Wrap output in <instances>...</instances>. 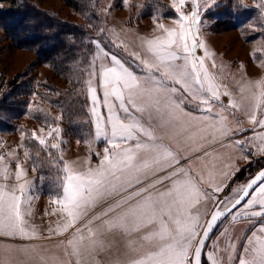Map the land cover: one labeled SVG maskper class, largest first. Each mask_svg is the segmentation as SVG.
<instances>
[{
	"label": "snow or ice",
	"instance_id": "snow-or-ice-1",
	"mask_svg": "<svg viewBox=\"0 0 264 264\" xmlns=\"http://www.w3.org/2000/svg\"><path fill=\"white\" fill-rule=\"evenodd\" d=\"M122 3L131 9L129 0ZM255 6L264 19V2ZM219 7L220 0H171L175 17L153 15L139 51L109 29L131 63L91 41L97 51L85 85L93 131L83 141L89 156L65 159L58 125L45 122L39 135L31 133L56 169L48 196L54 226L41 230L32 222L39 195L26 165L35 173L38 164L26 134L23 163L17 149L0 153V264H202L206 249L208 264H264V169L219 195L240 171L237 160L264 156V78L237 81L231 91L204 39L206 14ZM257 52L264 56V47L253 50L254 60ZM237 113L251 135L243 136L248 129ZM225 218L229 225L208 245ZM237 224L246 225L238 234Z\"/></svg>",
	"mask_w": 264,
	"mask_h": 264
},
{
	"label": "rangeland",
	"instance_id": "rangeland-1",
	"mask_svg": "<svg viewBox=\"0 0 264 264\" xmlns=\"http://www.w3.org/2000/svg\"><path fill=\"white\" fill-rule=\"evenodd\" d=\"M14 1V5L0 2V13L4 10L13 11L10 15H0V145H3L0 153L17 149L16 155L23 163L24 150L19 148L20 135L22 132L26 134L25 143L38 164L35 173L31 163L26 165L27 178L34 180L36 194L39 195V199L35 200L37 218L43 221L45 212H48V226L50 223L54 226L56 216L51 215L52 206L48 196L56 179V169L52 167L48 153L36 141L31 140V133L35 131L39 135L40 128H46L45 122L58 125L62 130L61 139L66 142L62 144L65 159L83 161L88 157V147L83 141L89 138L93 129L85 80L88 79L90 63L97 51L91 41H102L106 50L115 52L131 63L132 57L111 42L113 36L108 30L114 29L119 38L129 45V51H139L138 37H147L153 31L152 16L162 13L165 17H175V11L171 9V0H129L130 10L123 5L122 0H86L82 12L63 0ZM261 2L264 0H243V3H238L237 0H220L221 7L215 11L209 10L206 14L209 26L204 29V39L209 50L215 53L216 71H219L221 65L224 66L221 83L226 84L233 92L236 91L237 81L264 78V64L258 63L264 56L259 52L256 53L255 60L252 56L254 49L264 47V19L260 16V9L255 6ZM28 8L60 26L66 23L83 29L84 49L80 50L74 60L71 59L67 65H60L58 58L46 59L35 48L19 46L16 41L11 40L12 36L5 29L10 28V20L21 15L18 17L21 19L20 25L40 24L42 28L39 32L47 40L45 47L52 44L53 39L48 38V23L43 25L40 19H32L26 15ZM161 22L172 26L169 19ZM249 25L261 30L253 31ZM101 28L105 29L103 33L100 32ZM55 30L51 33L58 38ZM11 31L13 32V28ZM17 36L24 37L19 33ZM236 99L239 100V95ZM222 100L227 104V97H222ZM30 105L33 109H43V113L30 111ZM57 117L61 119L57 120ZM237 118L240 120L245 117L242 113H237ZM77 140L81 143L78 144ZM104 146L103 141L96 145V150L101 155ZM53 155L58 157V152L53 150ZM91 157L93 163L98 162L95 151L91 153ZM252 158L262 159L250 161L246 179L231 185L228 195H231L233 187L245 184L264 167L259 168L264 164V156L256 155ZM12 171H15L14 163ZM41 176L44 177L43 182L40 180Z\"/></svg>",
	"mask_w": 264,
	"mask_h": 264
},
{
	"label": "trees",
	"instance_id": "trees-1",
	"mask_svg": "<svg viewBox=\"0 0 264 264\" xmlns=\"http://www.w3.org/2000/svg\"><path fill=\"white\" fill-rule=\"evenodd\" d=\"M63 1L67 5L75 8L76 10L78 9L81 12L86 4V0H63ZM0 2L12 4V5L15 4L14 0H0ZM25 12L26 15L30 16L32 19H36V20L40 19L43 25L45 23H48V38L53 39V42L51 45H48V47L46 48L45 44L47 43V40L45 37L43 38V34L39 32L42 26L40 24L20 25L19 23L21 19L20 18L18 19V17L21 15H19L17 16V18L15 17L13 20H10L11 21L10 28L5 29L12 36L11 40L16 41L19 46L35 48L39 52V55L41 57L46 56V59H48L49 57H55L56 59L58 58V62L60 63V65L62 64L67 65V63L71 59L74 60L76 56L79 55L80 50L84 49V31L80 26L74 27L66 23L60 26L56 24L53 20L40 17V14L33 11L32 9L28 8L26 9ZM12 13H13L12 10H4L1 11L0 15L5 16V15H10ZM12 28H13V32L11 31ZM54 30L58 33V38H55V36L52 35L51 33V31ZM18 33L24 37L22 38L18 37L17 36ZM258 159L261 160L262 158H256V159L250 158V161L258 160ZM249 164L250 162L247 161L240 168V171H238L233 177V179L230 181V185H232L235 182L246 179V176L248 175ZM263 165L264 164H262L259 168H261ZM203 264L205 263L203 262Z\"/></svg>",
	"mask_w": 264,
	"mask_h": 264
},
{
	"label": "crops",
	"instance_id": "crops-1",
	"mask_svg": "<svg viewBox=\"0 0 264 264\" xmlns=\"http://www.w3.org/2000/svg\"><path fill=\"white\" fill-rule=\"evenodd\" d=\"M240 121L243 123V126L246 128V129H248V131L247 132H245L244 134H243V136H249V135H251L252 133H251V129H250V126L247 124V122H246V120H245V118H240ZM249 127V128H248ZM254 156H256V155H250V158H252V157H254ZM247 161H245V160H243V159H239V160H237L236 161V166L240 169L245 163H246ZM237 173V172H236ZM233 179V178H232ZM231 179V180H232ZM231 180H229L228 181V187H226L225 189H224V191L223 192H221L219 195H220V198L222 199V198H224V196L225 195H228L229 193V187L231 186L230 185V181ZM234 184V183H233ZM232 184V185H233ZM33 208H34V213H33V217H32V222L33 223H35L36 225H38L40 228H41V230H46L47 228H48V215L44 218V220L42 221V220H38V214H36L37 213V209H35V201H34V203H33ZM212 207H210V209H209V213L212 211ZM229 225V221H228V219H225L221 224H220V226L217 228V230L213 233V235L211 236V238L209 239V241H208V245H211V243H212V241L216 238V235H218L219 234V232L225 227V226H228ZM244 228H246V225L245 224H237V225H235V228H234V232L235 233H239V231L241 230V229H244ZM4 238H0V240H3ZM220 243L221 244H223V239H221V241H220ZM207 250L208 249H206L204 252H203V254H202V260H203V262L205 263V264H208V261H207V255H206V252H207Z\"/></svg>",
	"mask_w": 264,
	"mask_h": 264
},
{
	"label": "water",
	"instance_id": "water-1",
	"mask_svg": "<svg viewBox=\"0 0 264 264\" xmlns=\"http://www.w3.org/2000/svg\"><path fill=\"white\" fill-rule=\"evenodd\" d=\"M262 169H264V167L261 168L260 170H262ZM260 170H259V171H260ZM259 171H258V172H259ZM258 172H257V173H258ZM257 173H256V174H257ZM256 174H255V175H256ZM255 175H254V176H255ZM254 176H253V177H254ZM253 177H252V178H253ZM246 199H247V198H246ZM242 203H243V202H242ZM213 210H214V208L212 209V211H213ZM225 219H226V218H225ZM225 219H222L220 222H218L216 228L219 227L220 224H221ZM216 228H214L213 233L215 232ZM213 233H212V234H213ZM212 234H210V237H211ZM209 239H210V238H209ZM202 254H203V253H202ZM201 259H202V257H201Z\"/></svg>",
	"mask_w": 264,
	"mask_h": 264
},
{
	"label": "bare ground",
	"instance_id": "bare-ground-1",
	"mask_svg": "<svg viewBox=\"0 0 264 264\" xmlns=\"http://www.w3.org/2000/svg\"><path fill=\"white\" fill-rule=\"evenodd\" d=\"M217 228H218V227H217ZM217 228H216V230H217ZM216 230H215V231H216ZM212 235H213V234H212ZM212 235H211V236H212ZM210 238H211V237H210ZM207 243H208V242H207Z\"/></svg>",
	"mask_w": 264,
	"mask_h": 264
}]
</instances>
